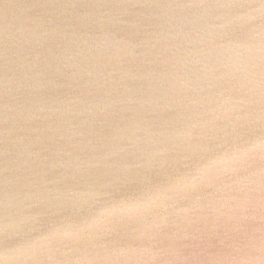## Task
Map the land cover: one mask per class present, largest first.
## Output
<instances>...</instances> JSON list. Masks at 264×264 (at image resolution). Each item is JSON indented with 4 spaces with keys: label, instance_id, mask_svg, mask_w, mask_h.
Listing matches in <instances>:
<instances>
[{
    "label": "water",
    "instance_id": "95a60500",
    "mask_svg": "<svg viewBox=\"0 0 264 264\" xmlns=\"http://www.w3.org/2000/svg\"><path fill=\"white\" fill-rule=\"evenodd\" d=\"M0 264H264V0H0Z\"/></svg>",
    "mask_w": 264,
    "mask_h": 264
},
{
    "label": "snow or ice",
    "instance_id": "6c2138e0",
    "mask_svg": "<svg viewBox=\"0 0 264 264\" xmlns=\"http://www.w3.org/2000/svg\"><path fill=\"white\" fill-rule=\"evenodd\" d=\"M182 179H183L182 177H177V180H178V181H180V180H182Z\"/></svg>",
    "mask_w": 264,
    "mask_h": 264
}]
</instances>
